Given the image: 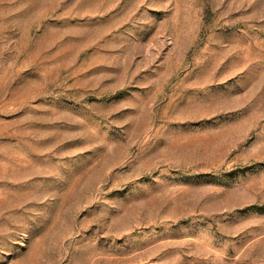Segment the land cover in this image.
Instances as JSON below:
<instances>
[{"label":"rangeland","instance_id":"374dc122","mask_svg":"<svg viewBox=\"0 0 264 264\" xmlns=\"http://www.w3.org/2000/svg\"><path fill=\"white\" fill-rule=\"evenodd\" d=\"M0 264H264V0H0Z\"/></svg>","mask_w":264,"mask_h":264}]
</instances>
